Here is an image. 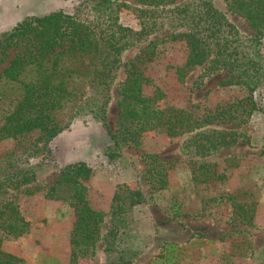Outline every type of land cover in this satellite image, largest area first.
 Returning a JSON list of instances; mask_svg holds the SVG:
<instances>
[{"label": "trees", "instance_id": "16d2710c", "mask_svg": "<svg viewBox=\"0 0 264 264\" xmlns=\"http://www.w3.org/2000/svg\"><path fill=\"white\" fill-rule=\"evenodd\" d=\"M133 1L142 20L139 30L120 23V12L128 4L83 0L74 13L60 10L28 16L0 34V142L14 140L18 148L0 156V264L26 263L7 252L3 242L30 230L18 202L23 188L38 179L37 167L31 166L30 160L49 153L51 142L78 118L91 116L104 127L113 141L105 151L109 159L120 154L122 145L143 149L150 133L183 138L181 154L191 158L193 179L202 182L211 178L215 167L210 158L241 142H251L248 118L256 111L264 114V0H231L228 4L230 12L244 18L255 32L248 36L242 35L216 0ZM163 29L167 32L162 37L151 38ZM145 42L151 58L160 44L181 43L186 55L176 70L180 82L203 66L201 83L227 71L231 76L221 85L242 86L249 95L202 116H197L193 107L162 106L160 88L152 96L144 92L151 81L142 68L143 56L130 63L125 79L118 81L125 54ZM12 49L18 51L10 58ZM116 86L118 122L114 132L109 111ZM146 162L151 196L139 186L121 183L109 212L91 207L88 201L89 189L83 180L90 178L92 168L87 163L73 162L60 170L47 197L67 201L75 211L71 264L93 256L99 242L105 253H118L116 264H136L142 250L120 249L133 226V213L155 193L170 187L165 160L149 154ZM218 199L230 201L234 226L253 223L256 202L241 201L232 194ZM171 203L168 212L173 219L190 214L183 202L174 199ZM202 215L201 210L195 214ZM104 224L107 227L102 234ZM177 248L166 245L160 259L175 264L177 256L172 251Z\"/></svg>", "mask_w": 264, "mask_h": 264}, {"label": "rangeland", "instance_id": "374dc122", "mask_svg": "<svg viewBox=\"0 0 264 264\" xmlns=\"http://www.w3.org/2000/svg\"><path fill=\"white\" fill-rule=\"evenodd\" d=\"M81 1L83 0H0V34L11 30L28 16H43L60 10L74 13ZM216 1L223 11L229 13V20L242 35L255 34L244 18L230 12L228 4L231 0ZM118 3L129 5L120 12V23L139 30L142 20L139 18L137 4L133 0H118ZM166 32V29L157 30L151 38L162 37ZM147 48L148 42H145L125 54L118 81L125 79L129 64L143 56L142 68L145 76L151 81V84L144 87V92L147 96H152L156 88H160L164 93L162 106L193 107L195 114L202 116L217 106H225L249 95L242 86L221 85L231 76L227 71L206 78L201 83L199 76L203 66L196 67L185 81L180 82L176 70L184 63L186 55L180 42L160 44L153 58L147 53ZM17 51L12 49L10 58ZM4 67L5 64L1 66ZM1 76L0 73V78ZM118 89L119 86L114 88V98L109 111V123L114 132L118 122ZM247 126L251 142H241L239 147L223 150L210 158L215 167H211V178L202 182L193 179L189 164L191 158L181 154L180 145L183 138L150 133L145 138L143 149L122 145L120 154L114 159H109L105 151L113 146V141L104 127L91 116L78 118L69 130L51 142L49 153L30 160V165L37 167L38 179L36 183L23 188L18 201L22 215L30 223V230L19 238L5 240L3 248L23 258L25 264H71L72 221H66L70 220L73 207L65 200L50 199L47 194L50 185L60 176V170L78 161L86 162L92 168V175L83 180V183L89 189L88 201L91 207L103 212L110 210L116 187L121 183L139 186L150 197L146 156L156 154L166 162L169 189L155 193L148 204L136 207L133 226L125 235L120 249L127 247L137 250L132 243L142 234L141 227L147 216L157 224L169 225L172 217L168 210L174 199L183 202L185 210L192 216L201 210L223 219H231L233 209L230 201L226 199L219 202L218 198L232 194L238 196L241 201L256 202L254 218L257 215L261 218L264 216V114L256 111L248 118ZM17 149L14 140L0 142V156ZM64 215H67V218H64ZM62 219H65V222H62ZM228 222L230 223V220ZM242 227L244 226H237L233 233L225 236L218 244L198 238L194 241L195 246H177L178 248L172 251V254L177 256L173 263L264 264V219H261L259 226H253L251 230ZM205 228H212L216 234L221 235L230 230V225L224 222L208 223ZM98 248L101 252L80 259L78 264H116L118 253H105L101 244ZM165 253L166 247L162 254L153 260L150 261V256H146L137 260L136 264H154L155 261L166 264L164 259H160Z\"/></svg>", "mask_w": 264, "mask_h": 264}, {"label": "crops", "instance_id": "0c3cea01", "mask_svg": "<svg viewBox=\"0 0 264 264\" xmlns=\"http://www.w3.org/2000/svg\"><path fill=\"white\" fill-rule=\"evenodd\" d=\"M239 145L240 144H238L234 148L239 147ZM73 210H71L70 220L66 221V222L72 221L71 230L74 229L76 223V214L75 211L73 212ZM259 217L260 215H257L256 218H254V221L251 225H246L242 228L246 230H251L253 226L256 225L259 226L261 219H264V216H261V218ZM64 218H67V215H64ZM64 220L62 219V222H65ZM228 220L230 219L229 218L223 219L215 214H210V213L207 214V212H203L202 216H197V217L188 214L176 219L172 218L170 224L165 225V224H157L156 222H154L153 219L147 216V218L143 221L144 223L143 226L141 227L142 234H140L138 239L136 238L134 243H132L133 244L132 246L142 250V255L138 258V260L146 256H150V261H151L154 258H156V256L162 254L164 247H166V245L168 244H175L176 246H179L181 248L189 247L191 245L195 246L194 241L197 240L198 238H201L203 241H206L208 243L213 242L215 244H218L222 242V239H224L225 236H228L229 234L233 233L235 228L237 227L234 226L231 221L229 223ZM220 222H224L226 225L229 224L230 230H227L224 234L222 233L221 235H218L212 228L211 229L205 228V224L208 223L213 224ZM147 224L149 227H147ZM106 227H107L106 224L102 226V234L105 232ZM99 244H101L102 247V242H99L98 245ZM98 245L96 248V254L98 252H101V250L99 251Z\"/></svg>", "mask_w": 264, "mask_h": 264}]
</instances>
